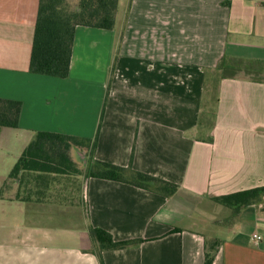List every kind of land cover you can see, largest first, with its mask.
Returning <instances> with one entry per match:
<instances>
[{"label": "crops", "instance_id": "obj_1", "mask_svg": "<svg viewBox=\"0 0 264 264\" xmlns=\"http://www.w3.org/2000/svg\"><path fill=\"white\" fill-rule=\"evenodd\" d=\"M39 1L0 0V98L23 103L0 151L16 164L39 132L98 133L94 155L76 150L86 165L179 190L26 173L0 193V264H204L206 236L222 239L213 264H264V204L228 223L232 209L213 201L264 187V0H128L114 30L77 29L66 79L30 71ZM91 226L143 243L102 262Z\"/></svg>", "mask_w": 264, "mask_h": 264}, {"label": "trees", "instance_id": "obj_2", "mask_svg": "<svg viewBox=\"0 0 264 264\" xmlns=\"http://www.w3.org/2000/svg\"><path fill=\"white\" fill-rule=\"evenodd\" d=\"M120 0H40L33 40L30 71L33 74L66 79L70 75L76 31L79 27L114 30L119 15ZM115 69V64L112 72ZM110 91V86L108 94ZM105 107V105H104ZM23 103L19 100L0 98V135L2 129H17ZM98 143L84 139L48 132L37 133L35 139L18 158L13 171L4 181L0 193H9L24 175L30 172L108 179L125 182L139 188L156 190L174 195L179 186L163 181L129 167L78 157L76 150L94 155ZM83 155V153H82ZM224 208L232 209L234 220L237 213L254 204H264V187L213 198ZM90 237L94 251L102 260V254L110 250H123L143 243L142 240L116 241L107 231L91 226ZM221 239L206 236L205 262L213 264L219 251ZM103 262V260H102Z\"/></svg>", "mask_w": 264, "mask_h": 264}, {"label": "rangeland", "instance_id": "obj_3", "mask_svg": "<svg viewBox=\"0 0 264 264\" xmlns=\"http://www.w3.org/2000/svg\"><path fill=\"white\" fill-rule=\"evenodd\" d=\"M127 1L128 0H121L120 11L123 9V6L126 5ZM90 30H98V29H90ZM215 97H216V89H213L210 91V93L207 92L206 94V100H209V102L211 103L210 108H209L211 109V111L213 110V107H214L213 105L215 102ZM2 144L6 147L14 146V149H17L18 145L20 144V140L16 141L15 138L13 140H10L9 138H7V139H4ZM13 160H14L13 157L9 155V153H6L5 151H3L2 153L0 151V175H10L11 174L15 166V162ZM54 195L57 196V194H54ZM72 195L73 194H67L66 196H72ZM219 208L226 210L224 207H221V206H219Z\"/></svg>", "mask_w": 264, "mask_h": 264}, {"label": "built area", "instance_id": "obj_4", "mask_svg": "<svg viewBox=\"0 0 264 264\" xmlns=\"http://www.w3.org/2000/svg\"><path fill=\"white\" fill-rule=\"evenodd\" d=\"M263 237L260 234H254L253 235V240L254 242H256L257 244L260 243L262 241Z\"/></svg>", "mask_w": 264, "mask_h": 264}]
</instances>
